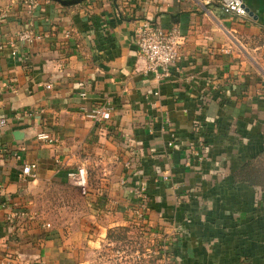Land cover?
Returning <instances> with one entry per match:
<instances>
[{"label": "crops", "instance_id": "obj_1", "mask_svg": "<svg viewBox=\"0 0 264 264\" xmlns=\"http://www.w3.org/2000/svg\"><path fill=\"white\" fill-rule=\"evenodd\" d=\"M244 1L248 18L221 0L0 2V264H264V189L234 177L264 155V0ZM147 17L184 38L159 74L138 56ZM30 24L43 37L22 43ZM81 164L86 195L69 178ZM118 227L128 238L110 241ZM157 232L159 254L137 261Z\"/></svg>", "mask_w": 264, "mask_h": 264}, {"label": "built area", "instance_id": "obj_2", "mask_svg": "<svg viewBox=\"0 0 264 264\" xmlns=\"http://www.w3.org/2000/svg\"><path fill=\"white\" fill-rule=\"evenodd\" d=\"M37 0H30V6H35ZM223 8L232 13L233 15L240 18L250 17L247 5L244 0H221ZM42 34L36 32L33 24L24 29L19 34V41L26 44H32L36 40L42 39ZM184 38L181 36L179 30L175 27H164L159 25L152 18H145L136 28L135 41L138 46V56L146 63V70L153 71L159 74L161 71H168L172 65H175L181 58L180 46ZM17 48L13 49L12 54H17ZM206 103V102H205ZM203 103V105L205 104ZM98 120H108L111 117L110 110L108 108H98L96 110ZM3 120L0 118V129L3 127ZM37 138L42 141H46L51 144H55L59 141L57 135L47 131H40ZM174 140H171L168 145L173 146ZM201 145V144H200ZM203 149L194 151V155L198 158L201 157ZM38 169L37 163L27 164L23 167V174L27 178H33L36 176ZM164 179H168L171 176L170 170L164 172ZM70 182L78 186L83 194L89 192V169L86 164H81L76 170L69 174ZM145 188H140L138 193V199L132 208L133 214L137 219L143 220L142 230L147 231L146 216L150 210V199L148 194L145 192ZM17 215L16 213H9L7 215L8 221H12ZM50 227V224H47ZM160 240L158 243L157 240ZM154 244L157 246L155 249H149L144 254L138 244L136 248V260L141 261L143 257H150V255H157L160 252V246L165 244L164 237L155 233L153 236ZM117 253L123 252V249H117ZM11 259L2 261V264H12Z\"/></svg>", "mask_w": 264, "mask_h": 264}, {"label": "trees", "instance_id": "obj_3", "mask_svg": "<svg viewBox=\"0 0 264 264\" xmlns=\"http://www.w3.org/2000/svg\"><path fill=\"white\" fill-rule=\"evenodd\" d=\"M261 159H264V155H259L243 164L234 174L236 181H244L252 186H259L264 189V166L261 165L263 163ZM129 230L126 227L111 229L108 233V239L115 242L124 241L129 236Z\"/></svg>", "mask_w": 264, "mask_h": 264}, {"label": "rangeland", "instance_id": "obj_4", "mask_svg": "<svg viewBox=\"0 0 264 264\" xmlns=\"http://www.w3.org/2000/svg\"><path fill=\"white\" fill-rule=\"evenodd\" d=\"M1 1H4V0H0V2ZM261 161H263V163H264V159H261ZM263 163H261V165L264 166ZM50 192H51V194H54V196H56V197L59 196V193H61L66 198H71L72 197V193H71V191L68 188L57 189L56 187H52Z\"/></svg>", "mask_w": 264, "mask_h": 264}, {"label": "water", "instance_id": "obj_5", "mask_svg": "<svg viewBox=\"0 0 264 264\" xmlns=\"http://www.w3.org/2000/svg\"><path fill=\"white\" fill-rule=\"evenodd\" d=\"M49 1L57 2V3L61 4L62 6H71V5L79 4V3L83 2L84 0H49ZM247 9L249 11V14L253 15L248 7H247Z\"/></svg>", "mask_w": 264, "mask_h": 264}]
</instances>
